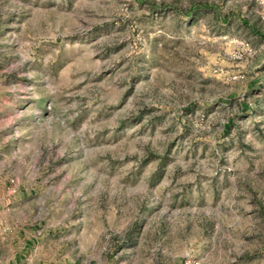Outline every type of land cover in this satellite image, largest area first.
Returning <instances> with one entry per match:
<instances>
[{
  "label": "rangeland",
  "instance_id": "374dc122",
  "mask_svg": "<svg viewBox=\"0 0 264 264\" xmlns=\"http://www.w3.org/2000/svg\"><path fill=\"white\" fill-rule=\"evenodd\" d=\"M0 211L46 264H264V0H0Z\"/></svg>",
  "mask_w": 264,
  "mask_h": 264
},
{
  "label": "crops",
  "instance_id": "0c3cea01",
  "mask_svg": "<svg viewBox=\"0 0 264 264\" xmlns=\"http://www.w3.org/2000/svg\"><path fill=\"white\" fill-rule=\"evenodd\" d=\"M5 189V188H4ZM5 195L17 198L19 192L6 190L2 192ZM3 212V211H2ZM1 213V211H0ZM5 219L0 220V264H46L47 254L44 249V239L41 237V231L20 229L13 236L7 235ZM6 247L11 248V252L5 254Z\"/></svg>",
  "mask_w": 264,
  "mask_h": 264
},
{
  "label": "built area",
  "instance_id": "2783aa9c",
  "mask_svg": "<svg viewBox=\"0 0 264 264\" xmlns=\"http://www.w3.org/2000/svg\"><path fill=\"white\" fill-rule=\"evenodd\" d=\"M11 183L13 184V183H14V181H13V180H11ZM12 187H14V186L12 185ZM10 190H12V191H16L14 188H11Z\"/></svg>",
  "mask_w": 264,
  "mask_h": 264
}]
</instances>
